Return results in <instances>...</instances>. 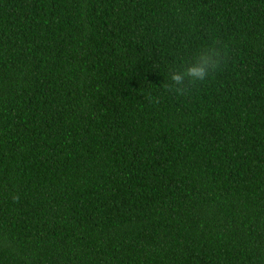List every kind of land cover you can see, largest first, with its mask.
<instances>
[{"label":"trees","instance_id":"16d2710c","mask_svg":"<svg viewBox=\"0 0 264 264\" xmlns=\"http://www.w3.org/2000/svg\"><path fill=\"white\" fill-rule=\"evenodd\" d=\"M0 264H264V0H0Z\"/></svg>","mask_w":264,"mask_h":264},{"label":"clouds","instance_id":"9594fccd","mask_svg":"<svg viewBox=\"0 0 264 264\" xmlns=\"http://www.w3.org/2000/svg\"><path fill=\"white\" fill-rule=\"evenodd\" d=\"M219 63L220 57L218 52L212 49L202 51L195 63H192L183 70L177 69L172 73L171 80L174 82L176 91H184L181 86L185 78H188L191 83L205 80L210 70L217 68Z\"/></svg>","mask_w":264,"mask_h":264}]
</instances>
